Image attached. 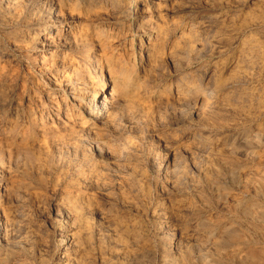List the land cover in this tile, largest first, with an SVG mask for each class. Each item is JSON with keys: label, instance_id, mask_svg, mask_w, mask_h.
Masks as SVG:
<instances>
[{"label": "rangeland", "instance_id": "374dc122", "mask_svg": "<svg viewBox=\"0 0 264 264\" xmlns=\"http://www.w3.org/2000/svg\"><path fill=\"white\" fill-rule=\"evenodd\" d=\"M130 1L132 4L135 2ZM241 1L228 0L224 5L205 2L197 5L203 11L209 7L208 12L215 14L219 11L229 12L237 20L239 14L251 12L250 8L255 4L254 0ZM107 2L108 0H62L61 8L57 9L58 14L54 17L64 27L67 23L74 25L77 22L78 25L72 32H63L62 29L64 35L61 39L53 40L52 35L46 36L44 32L48 28L54 3L50 0H20V4L16 5L12 0H0V129L14 123L27 129L30 127L31 116L57 126V121H53V117L49 118L47 111L55 115L57 107L66 110L68 105L69 110L73 105L78 106L70 101V87L85 86L82 92L84 96L93 82L95 84L98 81L102 69L94 57L98 48L97 40L93 37L101 25L103 30L101 29L100 37L106 43L105 53L102 52L101 57L106 65L105 80L108 82V89L113 87L109 83L108 66L120 64L121 73L132 76L126 90L138 107L137 109L135 106L132 115L125 114L120 118L118 132L110 136L123 157L121 170L115 167L114 162L100 159L89 144H82L79 149L71 145H60L58 149H50L48 159L44 161L43 158L42 161L11 162L8 151L13 149L12 145L10 140L7 142L0 134V164L9 162L7 165L3 164L5 170L0 172V188L6 185L10 190L0 197V264H130L133 258L137 259H133L131 264H254L245 254L249 249L247 247L252 246L251 249L259 257L264 255V219L251 217L252 214L248 215L244 208L253 205L252 207L255 206L258 210L261 208L264 212V140L257 138L254 133L256 126H264V65L251 67L252 63L245 60L248 63L245 64L249 74L247 77L238 74L236 69L228 68L237 55L241 54L245 40L248 39L246 37H249V32L234 28L241 27L253 16L248 15V19L244 17L242 22L234 20L230 26H197V44L192 45L190 53L178 50L175 54V46L180 40L177 37L189 38L191 33L186 15L175 10L165 17L167 39L160 44L158 51H149L150 56L154 57L150 61H153L147 62L149 58L146 55L142 64L139 43L141 37L135 33L127 34L126 28L118 29V32L116 29L112 30L114 24L120 21L119 16L124 13L121 11L118 15L112 14ZM23 5L26 6L22 7ZM91 18L92 22L97 23L86 24ZM130 20L131 23L135 22L134 14L130 15L127 22L130 23ZM84 22L85 25H80ZM231 25L235 26L232 28ZM195 35L191 39H196ZM125 37L128 38L127 46L118 47L119 40ZM260 37L264 38L262 35ZM131 41L134 49H130ZM173 53L177 55L175 59L172 58ZM134 54L138 59L136 66L131 63ZM188 63L190 65L186 66ZM75 67V71L71 73ZM220 79L227 83L238 81L239 85L223 89L216 82ZM192 80L202 94L212 93L200 112L199 104L190 101L188 104H180L175 95L177 82L191 83ZM57 81L60 82V88L54 90L52 86ZM65 88L70 100H61L65 96ZM88 95H91L90 92ZM158 100H162V103ZM43 106L45 109H41ZM142 106L145 109H141ZM127 137L132 139L131 142L126 140ZM10 165L13 170L8 167ZM14 165L17 167L14 168ZM96 165H104L105 178L101 182L95 181L91 175L94 172L93 166ZM9 184H14L11 186L14 189H10ZM73 204L78 205L82 213L80 217L67 210ZM63 224L67 227L65 231L61 229ZM66 234H73L78 239L77 242L72 237L69 240L72 244L69 252L71 255L64 254L63 247L57 245L59 236ZM236 236L240 241H233ZM131 239L134 240L129 241ZM236 251H241L238 258L233 254ZM130 254H133L131 260Z\"/></svg>", "mask_w": 264, "mask_h": 264}, {"label": "bare ground", "instance_id": "6f19581e", "mask_svg": "<svg viewBox=\"0 0 264 264\" xmlns=\"http://www.w3.org/2000/svg\"><path fill=\"white\" fill-rule=\"evenodd\" d=\"M5 0H2V2ZM14 4L19 5V1L20 0H12ZM49 1V0H48ZM51 3H54V7L52 8V12L49 15V19L48 20V28L46 29V31L44 32V34L47 36L52 35L53 40L54 39H61V37L64 35L63 32H72L74 28H76V26L78 25L77 22H74V25L67 23V26L64 27L63 23L59 21V19H57V14H58V10L59 8H61L62 5V0H50ZM238 1V0H237ZM243 2H246L247 0H242ZM241 1V2H242ZM23 2V1H22ZM25 2V1H24ZM216 3L219 5H224L228 2V0H135L134 4H132V2L130 0H108V8L110 10V12L112 14H117V13H124V14H119L120 16V21H117L112 30L116 29V32H118V29H124L126 28L128 31L127 34H136L138 36L141 37L140 40V57H141V62L142 64L144 63L143 57L146 58L148 57V61L149 62L151 59H153L150 56V52L153 50H157L160 46L161 43H164L165 40L168 37V30L166 27L167 22H165V17L167 15H169L171 12L175 11V10H180L183 14L186 15L187 19H188V23H190V28L189 31L192 33V35L194 36L195 34H197V32L195 31V28H197V26L199 27H206L209 24H217L218 26L222 25L225 26L229 24H232V22H234L235 17L232 16L233 14H229V12L227 13H221L219 11V13L215 14V13H211L208 12V8L206 11L200 10L198 9V3ZM255 2V4H254ZM253 4L254 7L250 8L252 9L251 12L248 13V11L246 12V14H239V16H237L236 18H238V21H241V19H243L244 17L247 18V16H253L250 18V20L242 25H240L241 27L238 28H234V30L237 31H241V32H249V37L247 40H245V43L243 46V49L240 51L241 54H238V57H234L235 59L232 61V64L228 67V68H232L237 70L238 74L244 75L245 77H247L248 74V70L247 67H245V64H251V67L253 65V67H256L257 65H264V38H261L260 36L262 35L264 37V9L262 7H264V0H254ZM13 3H11L13 5ZM104 3V2H103ZM240 3V2H239ZM10 4V3H9ZM23 4V3H22ZM74 4V3H73ZM83 4V3H82ZM100 4V3H99ZM105 4V3H104ZM232 4V3H231ZM48 5V4H47ZM212 5V4H211ZM210 5V6H211ZM218 5V6H219ZM241 5V4H240ZM248 5V4H247ZM252 5V4H251ZM5 6V5H4ZM11 6V5H10ZM26 5H23L22 7H24ZM227 6V5H226ZM2 7V6H1ZM21 7V9H22ZM49 7V6H48ZM232 7V6H231ZM105 8V7H104ZM7 9V8H6ZM17 9V8H15ZM19 10V9H18ZM61 10V9H60ZM21 11V10H19ZM47 11V10H46ZM250 11V10H249ZM57 12V13H56ZM98 12V10H97ZM100 12V11H99ZM16 13V12H15ZM62 13V12H61ZM84 13V12H83ZM109 13V12H108ZM177 13V12H176ZM134 14L135 15V22L130 23L127 22L129 20L130 15ZM54 15H56L54 17ZM114 15V16H115ZM118 15V14H117ZM17 16V15H16ZM15 16V17H16ZM33 16V15H32ZM38 16V15H36ZM91 16V15H90ZM87 17V16H86ZM182 18V17H181ZM17 19V18H16ZM248 19V18H247ZM15 20V19H14ZM89 20V19H88ZM174 20V19H173ZM236 20V21H237ZM26 21V20H25ZM24 21V22H25ZM35 21V20H34ZM175 21V20H174ZM178 21V18H177ZM244 22V20H243ZM90 23H97V22H92V18L90 19V21H88V23L86 22V24H90ZM57 24V25H56ZM234 24V23H233ZM237 23H235L236 25ZM80 25H85V22ZM235 25H231L232 28ZM221 26V27H222ZM237 26V25H236ZM61 29H58V28ZM63 27V28H62ZM209 27V26H208ZM230 28V27H229ZM62 29L63 32H62ZM101 26H98L97 30L95 31V35H93V37L97 40V44L96 47L98 55H96L95 53V60L96 63H98L97 65H99V67H101L100 69V74L98 75V81L93 82V84L91 85L90 89L86 90L87 93L84 94V96L82 95L83 89L84 87H82L81 85H76V86H72L70 87L71 90V95H72V100L69 99V95L67 94V90L65 88V90H63V93L65 94L64 97L61 98V100L66 99V100H70L72 103H77L78 106L73 105L72 108H70L68 110V105L66 107V110H62L60 109V107H57V112L56 114L52 115L50 112H48L47 110V115L49 116V118L53 117V121L56 120L57 121V126L52 124V123H44L42 120H39L38 118L32 117L31 115V122L30 125L28 123V125L30 127L23 128L22 126L17 125L16 123L7 126L6 128H2L0 129V134L1 136H3L4 139H6V141L8 142V140H10L11 143V147L13 149H9L8 152H10V156H11V162L12 160L16 161L17 163L23 161L24 163H26L27 161H33V160H41L43 159L46 160L48 159V155L50 152V149L52 150L53 148L58 149V147L60 145L62 146H67V145H71L75 148H80L82 144H89L90 147L92 148L93 153H95L100 159H107L110 160L111 163L114 162L115 167L118 170H121L123 166L122 163V155L119 151V149L117 148V146L115 145L114 141H112V139L110 138L112 133H116L118 132V121L120 120V118L122 116L126 115H132L136 106L135 100L131 99L128 95V92L126 90V88L128 87L127 84L130 83L129 80L132 79V76H130L129 73H121L122 70L120 69L122 66L120 64H109L108 66V74L110 76V80L109 83L113 84V87L108 89V82L105 80V72H106V65H104V60L101 57V53L105 51V40L103 39V37L101 36ZM203 29V28H202ZM88 30V29H87ZM200 30V29H199ZM221 30V29H220ZM198 31V29H197ZM80 32V31H79ZM105 32V31H104ZM185 32V31H184ZM215 32V30L213 31ZM223 32V31H222ZM221 32V33H222ZM226 32V31H225ZM191 33L189 34V38L183 37L182 39L180 38L181 36L177 37V39L179 40L177 45L175 46V51L174 53L177 54L178 50L184 51L187 53H190V49L192 48V45H194V43L197 44V38L195 35L196 39H191L193 38ZM262 33V34H261ZM87 34V33H86ZM174 34H176V32L174 31ZM204 34V33H203ZM261 34V35H260ZM17 35V34H16ZM184 35V34H183ZM186 35V34H185ZM260 35V36H259ZM90 36V35H89ZM146 36H148L146 38ZM188 36V34H187ZM205 36V35H204ZM212 37V36H211ZM238 37V36H237ZM10 38V37H9ZM83 38V37H82ZM99 38V39H98ZM36 39V38H35ZM67 39V38H66ZM128 38H124L122 40H119L118 42V47L121 46H127L128 44ZM218 39V38H217ZM230 39V38H229ZM84 40V39H83ZM91 40V39H90ZM93 40V39H92ZM201 40V39H199ZM207 40V39H206ZM117 41V40H116ZM218 41V40H217ZM33 42V41H32ZM56 42V41H55ZM226 42V41H225ZM224 42V43H225ZM234 42V41H233ZM82 43V42H81ZM130 43V49H134L133 42H129ZM231 43V42H230ZM22 45V44H21ZM25 45V44H24ZM202 45V44H201ZM32 47V45H31ZM117 47V46H116ZM163 47V46H162ZM196 47V46H194ZM120 48V50H121ZM152 49V50H151ZM195 49V48H194ZM240 49V48H239ZM83 50V49H82ZM217 50V49H216ZM228 50V49H227ZM124 51V50H123ZM150 51V52H149ZM158 51V50H157ZM172 51V50H171ZM196 51V50H195ZM149 52V53H148ZM105 53V52H104ZM119 53V52H118ZM169 53V52H168ZM172 54V58L175 59V57L177 55ZM185 53V54H186ZM198 53V52H197ZM120 54V53H119ZM182 54V52H181ZM195 54V53H194ZM103 55V54H102ZM135 55V54H134ZM147 55V57H146ZM203 55V54H202ZM235 55V54H234ZM201 56V55H200ZM39 57V56H38ZM46 57V56H45ZM71 57V56H70ZM197 57V56H196ZM219 57V56H218ZM65 58V57H64ZM102 58V59H101ZM123 58V57H122ZM178 58V57H177ZM182 58V57H181ZM133 59L132 65H135L138 61V59L136 58V55ZM160 59V58H159ZM163 59V58H162ZM161 59V60H162ZM45 60V59H44ZM51 60V59H50ZM59 60V59H58ZM172 60V59H171ZM248 63H245L246 61ZM257 60V62L255 61ZM56 61V60H55ZM63 61V60H62ZM73 61V60H72ZM153 61V60H152ZM150 61V62H152ZM176 61V60H173ZM10 62V61H9ZM81 63V62H80ZM130 63V64H131ZM176 63V62H175ZM184 63V62H183ZM187 63V62H186ZM205 63V62H204ZM51 64V63H50ZM158 64V63H157ZM5 65V64H4ZM108 65V64H107ZM185 65V64H184ZM190 65V63H188L186 66ZM222 65V64H221ZM3 66V65H2ZM136 66V65H135ZM216 66V65H215ZM9 67V66H8ZM105 67V68H104ZM202 67V66H201ZM250 67V66H249ZM133 68V67H132ZM184 68H186L184 66ZM227 68V67H226ZM224 68V69H226ZM76 69L73 68V70H71V73L74 72ZM105 69V71H104ZM134 69V68H133ZM222 69V68H221ZM220 69V70H221ZM40 70V69H39ZM219 70V71H220ZM229 70V69H227ZM191 71V70H190ZM250 71V70H249ZM256 71V70H255ZM258 71V69H257ZM45 72V71H44ZM215 72V71H214ZM235 72V70H234ZM189 73V72H188ZM236 73V74H237ZM24 74V73H23ZM55 74V73H54ZM229 74V73H228ZM72 75V74H71ZM218 75V74H217ZM227 75V74H225ZM232 75V74H231ZM254 75V74H253ZM52 76V75H51ZM147 76V75H146ZM151 76V75H150ZM234 76V75H233ZM232 76V77H233ZM78 77V76H77ZM81 77V76H80ZM261 77V76H260ZM185 78V77H184ZM191 78V77H190ZM225 78V77H224ZM223 78V79H224ZM238 78V77H237ZM241 78V77H240ZM243 78V77H242ZM26 79V78H25ZM86 79V78H85ZM188 79V78H187ZM198 79V78H197ZM201 79V78H200ZM210 79V78H209ZM227 79V78H226ZM249 79V77H248ZM148 80V79H147ZM202 80V79H201ZM208 80V79H207ZM251 80V79H250ZM253 80V79H252ZM55 81V80H54ZM197 81V80H196ZM210 81V80H209ZM229 81V80H228ZM236 81V80H235ZM11 82V81H10ZM53 82V81H52ZM75 82V81H74ZM217 84H219L220 87H222L224 89L225 88H231V87H235V85H239L238 81L237 82H229L227 83V81L224 80H217L216 81ZM248 82V81H247ZM24 83V82H23ZM27 83V82H26ZM60 82L57 81L55 83V85H53L52 87L54 88V90H56L57 88H60ZM71 83V82H70ZM78 83V82H77ZM159 83V82H158ZM206 83V82H205ZM212 83V82H211ZM213 84V83H212ZM261 84V83H260ZM2 86V85H1ZM9 86V85H8ZM7 86V87H8ZM13 86V85H12ZM110 86V85H109ZM158 86V85H157ZM198 86V85H197ZM197 86L196 83L192 82L188 83V82H177L176 83V97L177 99L184 104H188L190 102H194L199 104V112L201 111L202 107L206 105V102L209 101V95L212 94L210 92L209 95H205L202 94L201 92H199L197 90ZM245 86V85H244ZM259 86V85H258ZM249 87V86H248ZM43 88V87H42ZM51 88V89H53ZM143 88V87H142ZM158 88V87H157ZM86 89V88H85ZM146 89V88H145ZM206 89V88H205ZM243 89V88H242ZM241 89V90H242ZM13 90V89H12ZM165 90V88L163 89ZM233 90V89H232ZM236 90V89H235ZM258 90V87H257ZM138 91V90H137ZM259 91V90H258ZM88 92H90L91 95H88ZM130 92V91H129ZM135 92V91H134ZM241 92V91H240ZM257 92V91H256ZM139 93V92H138ZM170 93V92H169ZM258 93V92H257ZM260 93V92H259ZM23 94V93H21ZM49 94V93H48ZM236 94V93H235ZM134 95V94H133ZM140 95V94H139ZM143 95V94H142ZM172 95V94H171ZM249 95V94H248ZM257 95V94H256ZM50 96V95H49ZM52 96V95H51ZM149 96V95H148ZM223 96V95H222ZM237 96V95H235ZM234 96V97H235ZM244 96V95H243ZM262 96V95H261ZM83 97V98H82ZM230 97V96H229ZM255 97V96H254ZM161 98V97H160ZM168 98V97H167ZM228 98V97H227ZM237 98V97H236ZM245 98V97H244ZM243 98V101H244ZM248 98V97H247ZM256 98V97H255ZM223 99V98H222ZM221 99V100H222ZM5 100V99H4ZM28 100V99H27ZM30 100V98H29ZM166 100V99H165ZM230 100V99H229ZM239 100V99H238ZM35 101V100H34ZM58 101V100H57ZM169 101V100H168ZM172 101V100H171ZM190 101V102H189ZM235 101V100H234ZM22 101H20L21 103ZM139 102V100L137 101ZM141 102V101H140ZM150 102V101H149ZM158 102L161 104L162 100H158ZM256 102V101H255ZM164 103V101H163ZM225 103V102H224ZM243 103V102H242ZM241 103V104H242ZM247 103V102H246ZM28 104V103H27ZM173 104V103H172ZM211 104V103H210ZM19 105V104H18ZM17 105V106H18ZM137 105H142L137 103ZM146 105V104H145ZM149 105V104H148ZM174 105V104H173ZM223 105V104H221ZM225 105V104H224ZM191 106V105H190ZM231 106V105H230ZM235 107V104L233 105ZM137 107V106H136ZM143 107V106H142ZM141 109H145L144 107ZM149 107V106H148ZM189 107V105H188ZM225 107V106H224ZM233 107V108H234ZM242 107V106H241ZM262 107V106H261ZM62 108V107H61ZM150 108V107H149ZM184 108V107H183ZM238 108V107H237ZM254 108V107H253ZM41 109H45V106H43ZM138 109V107H137ZM228 109V108H227ZM236 109V107H235ZM154 110V109H153ZM187 110V109H186ZM244 110V109H243ZM261 110V108H260ZM138 111V110H137ZM141 110L139 109V112ZM144 111V110H143ZM184 111V110H183ZM236 111V110H235ZM254 111V110H253ZM43 112V111H42ZM145 112V111H144ZM251 112V111H250ZM249 112V113H250ZM264 112V111H263ZM179 113V112H178ZM211 113V112H210ZM231 113V112H230ZM262 113V112H261ZM136 114V113H135ZM156 114V113H155ZM181 114H183L181 112ZM217 114V113H216ZM242 114V113H241ZM252 114V113H251ZM16 115V114H15ZM250 115V114H249ZM158 116V115H156ZM199 116V115H198ZM227 116V115H226ZM197 117V116H196ZM243 117V116H242ZM255 117V116H254ZM3 118V117H2ZM19 118V117H17ZM42 119V118H40ZM159 119V118H158ZM222 119V118H221ZM18 120V119H17ZM30 120V119H29ZM51 120V119H50ZM141 120V119H140ZM177 120V119H176ZM197 120V119H196ZM243 120V119H242ZM252 120V119H251ZM250 120V121H251ZM144 121V120H143ZM153 121V119H152ZM224 121V120H222ZM234 121V120H233ZM238 121V120H237ZM19 122V120H18ZM140 122V121H139ZM147 122V121H146ZM151 122V121H150ZM156 122V121H155ZM214 122V121H213ZM229 122V121H228ZM263 123V122H262ZM160 124V123H159ZM230 124V123H229ZM261 125V123H259ZM6 125V124H5ZM149 125V123H148ZM154 125V124H153ZM157 125V124H156ZM213 125V124H212ZM217 125V124H216ZM234 125V124H233ZM1 126V125H0ZM4 126V125H3ZM124 126V125H123ZM131 126V125H130ZM225 126V123L224 125ZM231 126V125H230ZM121 127V126H120ZM133 130V129H132ZM221 130V129H220ZM129 133V132H127ZM132 133V132H131ZM130 133V134H131ZM255 136H258L257 138L260 139V137L264 140V126H256L255 129ZM125 134V133H124ZM206 134V133H205ZM251 136V135H250ZM253 136V134H252ZM168 137V136H167ZM254 137V136H253ZM2 138V137H1ZM9 138V139H8ZM140 138V137H139ZM217 138V137H216ZM252 138V137H251ZM131 139V138H130ZM128 137H127V141L131 142ZM142 139V138H141ZM202 139V138H201ZM200 139V140H201ZM235 139V138H234ZM254 139V138H253ZM169 140V139H168ZM258 140V139H257ZM141 141V140H140ZM194 141V140H193ZM254 141V140H253ZM138 142V141H137ZM263 142V141H262ZM261 142V143H262ZM199 143V142H198ZM232 143V142H231ZM251 143V142H250ZM260 143V142H259ZM135 144V143H134ZM7 145L9 146V144L7 143ZM132 145V144H131ZM138 145V144H136ZM88 146V145H87ZM190 146V145H189ZM222 146V145H221ZM228 146V144H227ZM133 147H135V145H133ZM199 147V146H198ZM1 148V147H0ZM8 148V147H7ZM65 148V147H64ZM129 148V146H128ZM137 148V147H135ZM186 148V147H184ZM196 148V147H193ZM198 149V148H196ZM255 149V148H254ZM7 150V149H6ZM204 150V149H203ZM206 150V149H205ZM69 151V150H68ZM89 151V150H88ZM124 152V151H123ZM137 152V151H136ZM205 152V151H204ZM1 153V151H0ZM7 153V152H6ZM61 153V152H60ZM59 153V154H60ZM81 153V152H80ZM86 153V152H85ZM126 153V152H125ZM124 153V155H125ZM135 153V152H134ZM179 153V152H178ZM215 153V152H214ZM4 154V153H3ZM76 154V153H75ZM83 154V153H82ZM1 155V154H0ZM6 155V154H5ZM9 155V153H8ZM236 155V154H235ZM74 156V155H73ZM90 156V155H89ZM138 156V155H137ZM141 156V155H140ZM181 156V155H180ZM139 157V156H138ZM177 157V156H175ZM249 157V156H248ZM8 158V156H7ZM10 158V157H9ZM238 158V157H237ZM262 158V157H261ZM260 158V159H261ZM83 159V158H82ZM141 159V158H140ZM152 159V158H151ZM155 159V158H154ZM173 159V158H172ZM235 159V158H234ZM243 159V158H242ZM8 160V159H7ZM157 160V159H156ZM224 160V159H223ZM248 160V159H247ZM10 161V159H9ZM26 161V162H25ZM192 161V160H191ZM260 161V160H259ZM81 162V161H80ZM147 162V161H146ZM184 162V160H183ZM236 162V161H235ZM257 162V161H256ZM262 162V161H261ZM3 163V162H2ZM6 163V162H5ZM3 163V164H5ZM9 163V162H8ZM7 163V164H8ZM15 163V162H14ZM35 164V162H33ZM39 163V162H37ZM36 163V164H37ZM82 163V162H81ZM100 163V162H99ZM3 164H0V172H3V170H5V166ZM5 164V165H7ZM40 164V163H39ZM84 164V163H83ZM90 164V163H89ZM102 164V163H101ZM148 164V163H147ZM153 164V163H152ZM178 164V163H177ZM176 164V165H177ZM224 164V163H223ZM17 165V164H16ZM28 165V164H26ZM43 165V164H42ZM174 165V164H173ZM38 166V165H37ZM36 166V167H37ZM57 166V164H56ZM104 166V165H103ZM102 165H96L93 166L94 172L93 174L91 173V175L93 176L92 178L95 179V181L97 182H101L103 181V179L105 178L103 176V172H104V167ZM130 166V165H129ZM150 166V165H148ZM175 166V165H174ZM228 166V165H227ZM10 169L13 167L8 166ZM17 167L14 165V168ZM40 167V165H39ZM38 167V168H39ZM134 167V166H133ZM168 167V166H167ZM209 167V166H208ZM230 167V166H229ZM43 168V166H42ZM75 168V166H74ZM106 168H108L106 166ZM130 168V167H129ZM140 168V167H139ZM171 168V167H170ZM205 168L206 165H205ZM260 168V167H259ZM7 169V168H6ZM9 169V171H10ZM69 169V168H68ZM109 169V168H108ZM125 169V168H124ZM197 169V168H196ZM208 169V168H207ZM221 169V168H220ZM234 169V168H231ZM257 169V168H256ZM41 170V169H40ZM56 170V169H55ZM127 170V169H126ZM131 170V169H130ZM141 170V169H140ZM152 170V169H151ZM263 170V169H262ZM15 171V170H14ZM44 171V170H43ZM42 171V172H43ZM87 171V170H86ZM115 171V170H114ZM123 171V170H122ZM187 171V170H186ZM205 171V170H204ZM257 171V170H256ZM119 173V172H118ZM125 173V172H124ZM167 173V172H166ZM193 173V172H192ZM211 173V172H210ZM215 173V172H214ZM106 174V173H105ZM104 174V175H105ZM169 174V173H168ZM171 174V173H170ZM190 174V173H189ZM200 174V173H198ZM250 174V173H249ZM253 174V173H252ZM258 174V173H257ZM90 175V174H89ZM115 175V174H114ZM147 175V174H146ZM205 175V172H204ZM203 175V176H204ZM224 175V174H222ZM238 175V174H237ZM241 175V174H239ZM69 176V175H68ZM84 176V175H83ZM148 176V175H147ZM194 176V174H193ZM197 176V175H196ZM195 176V177H196ZM231 176V175H230ZM14 177V176H13ZM29 177V176H28ZM59 177V176H58ZM151 176L149 175V178ZM213 177V176H212ZM243 177V176H242ZM263 177V176H262ZM55 178V177H54ZM80 178V177H79ZM108 178V177H107ZM124 178V177H123ZM185 178V177H184ZM233 178V177H232ZM248 178V177H247ZM253 178V177H252ZM78 179V178H77ZM83 179V178H82ZM86 179V178H85ZM126 179V178H125ZM164 179V178H163ZM167 179V178H166ZM22 180V179H21ZM58 180V179H56ZM143 180V179H142ZM185 180V179H184ZM210 180V179H209ZM257 180V179H255ZM259 180V179H258ZM264 180V179H262ZM14 181V180H13ZM42 181V180H41ZM54 181V179H53ZM59 181V180H58ZM89 181V180H88ZM147 181V180H146ZM253 181V180H252ZM260 181V180H259ZM12 182V181H11ZM56 182V181H55ZM86 182V181H85ZM90 182V181H89ZM96 182V183H97ZM108 182V181H107ZM166 182V181H165ZM198 182V181H197ZM240 182V181H239ZM248 182V180L246 181ZM251 182V181H250ZM249 182V183H250ZM254 182V181H253ZM264 182V181H263ZM13 183V182H12ZM52 183V182H51ZM106 183V182H105ZM104 183V184H105ZM111 183V182H110ZM135 183V182H134ZM168 183V182H167ZM172 183V182H171ZM175 183V182H174ZM182 183V182H181ZM6 184V183H5ZM23 184V183H22ZM27 184V183H26ZM58 184V183H57ZM67 184V183H66ZM103 184V185H104ZM141 184V183H140ZM192 184V183H191ZM260 184V182H259ZM59 185V184H58ZM63 185V184H62ZM90 185V184H89ZM97 185V184H96ZM101 185V184H100ZM110 185V184H109ZM108 185V186H109ZM130 185V184H128ZM186 185V184H185ZM183 185V186H185ZM194 185V184H193ZM262 185V183L260 184ZM264 185V183H263ZM262 185V186H263ZM10 186V184H9ZM8 186V187H9ZM12 186V185H11ZM10 186V187H11ZM14 186V184H13ZM12 186V187H13ZM24 186V185H23ZM68 186V184H67ZM82 186V185H81ZM146 186V185H145ZM164 186V185H163ZM173 186V185H171ZM181 186V185H180ZM9 187V188H10ZM10 188V189H14V188ZM91 187V186H90ZM102 187V186H101ZM121 187V185H120ZM154 187V186H153ZM168 187V186H167ZM188 187V186H187ZM249 187V186H248ZM18 188V187H17ZM95 188V186H94ZM112 188V187H111ZM131 188V187H130ZM144 188V187H143ZM142 188V189H143ZM180 188V187H179ZM254 188V187H253ZM263 188V187H262ZM102 189V188H100ZM151 189V188H149ZM183 189V188H182ZM185 189V188H184ZM183 189V190H184ZM222 189V188H221ZM8 188L6 185H2V187L0 188V197L3 195H6L5 193L8 192ZM56 190V189H55ZM58 190V189H57ZM63 190V189H62ZM105 190V189H104ZM165 190V189H164ZM170 190V189H169ZM178 190V189H177ZM244 190V189H243ZM29 191V190H28ZM68 191V190H67ZM120 191V190H119ZM179 191V190H178ZM188 191V190H187ZM222 191V190H221ZM256 191V190H255ZM10 192V190H9ZM19 192V191H18ZM195 192V191H194ZM12 193V192H11ZM38 193V192H37ZM65 193V192H64ZM18 194V193H17ZM36 194V193H35ZM74 194V193H73ZM102 194V193H101ZM220 194V193H219ZM39 195V193H38ZM107 195V194H106ZM110 195V194H109ZM11 196V195H9ZM36 196V195H35ZM65 196V195H63ZM114 196V195H113ZM116 196V195H115ZM8 197V196H7ZM21 197V196H20ZM88 197V196H87ZM93 197V196H92ZM148 197V196H147ZM172 197V196H171ZM239 197V196H238ZM3 198V197H2ZM39 198V197H38ZM67 198V197H66ZM69 198V197H68ZM71 198V197H70ZM101 198V197H100ZM110 198V197H109ZM143 198V196H142ZM149 198V197H148ZM187 198V197H186ZM185 198V199H186ZM264 198V197H263ZM9 199V198H8ZM84 199V198H83ZM89 199V198H88ZM91 199V198H90ZM113 199V198H112ZM127 199V198H125ZM131 199V198H130ZM145 199V198H144ZM179 199V198H177ZM228 199V198H227ZM248 199V198H247ZM3 200V199H2ZM25 200V199H24ZM105 200V199H104ZM115 200V199H114ZM173 200V199H172ZM236 200V199H235ZM10 201V200H9ZM145 201V200H144ZM70 202V201H69ZM87 202V201H86ZM85 202V203H86ZM101 202V201H100ZM132 202V201H130ZM195 202V201H194ZM193 202V203H194ZM197 202V201H196ZM215 202V201H214ZM225 202V201H224ZM237 202V201H236ZM239 202V201H238ZM241 202V201H240ZM9 203V202H7ZM94 203V202H93ZM150 203V202H149ZM164 203V202H163ZM190 203V202H189ZM188 203V204H189ZM192 203V201H191ZM190 203V204H191ZM41 204V203H40ZM84 204V203H83ZM87 204V203H86ZM99 204V203H98ZM128 204V203H127ZM130 204V203H129ZM171 204V203H170ZM189 204V205H190ZM227 204V203H225ZM246 204V203H245ZM250 204V203H249ZM256 204V201H255ZM254 204V205H255ZM117 205V204H116ZM163 205V204H162ZM188 205V207H189ZM229 205V204H228ZM67 206V205H66ZM115 206V204H114ZM124 206V205H123ZM122 206V207H123ZM134 206V205H133ZM166 206V205H165ZM220 206V205H219ZM253 205H248L246 208H244V210L249 214H252L251 217H261V219H264V212H262L263 210L260 208V210H258V208H254L252 207ZM126 207V206H125ZM61 208V207H60ZM64 208V207H63ZM68 208V207H66ZM111 208V207H110ZM131 208V207H130ZM226 208V207H225ZM231 208H233L231 206ZM112 209V208H111ZM182 209V208H181ZM180 209V210H181ZM242 209V208H241ZM72 215L76 216V217H80L81 216V212L79 210L78 205H71L68 209H67ZM136 210V209H135ZM178 211V209H176ZM95 211V210H94ZM67 212V211H66ZM111 212V211H110ZM155 212V211H154ZM163 212V211H162ZM184 212V210H183ZM86 214V213H85ZM104 214V213H103ZM113 214V213H112ZM224 214V213H223ZM243 214V213H242ZM99 215V214H98ZM105 215V214H104ZM247 215V216H248ZM119 216V215H118ZM131 216V215H130ZM167 216V215H166ZM240 216V215H239ZM6 217V216H5ZM9 217V216H8ZM103 217V216H102ZM150 217V216H149ZM163 217V216H162ZM180 217V216H179ZM182 217V216H181ZM120 218V217H118ZM117 218V219H118ZM215 218V217H214ZM108 219V218H107ZM119 220V219H118ZM226 220V219H225ZM76 221V220H75ZM121 221V220H120ZM130 221V220H129ZM139 221V220H138ZM227 221V220H226ZM74 222V221H73ZM99 222V221H98ZM162 222V221H161ZM254 222V221H253ZM109 223V222H108ZM107 223V224H108ZM110 223L112 224L111 220ZM139 223V222H138ZM9 224V223H8ZM68 224V223H67ZM74 224V223H73ZM84 224V223H83ZM140 224V223H139ZM138 226H141L139 225ZM66 225V224H65ZM124 225V223H123ZM189 225V224H188ZM238 225V224H237ZM236 225V226H237ZM256 225V224H255ZM261 225V224H260ZM5 226V225H4ZM89 226V225H87ZM103 226V225H102ZM133 226V225H132ZM135 226V225H134ZM163 226V225H162ZM166 226V225H165ZM262 226V225H261ZM104 227V226H103ZM131 227V225L129 226ZM235 227V226H234ZM259 227V226H258ZM67 227L64 226V224L62 225V230H67ZM90 228V227H89ZM100 228V227H99ZM165 228V227H164ZM174 228V226H173ZM263 228V227H262ZM69 229V228H68ZM86 229V228H85ZM124 229V227H123ZM201 229V228H200ZM257 229V228H256ZM92 230V229H91ZM105 230V229H104ZM119 230V229H117ZM121 230V229H120ZM119 230V231H120ZM142 230V229H141ZM147 230V229H146ZM173 230V229H172ZM178 230V229H177ZM227 230V229H226ZM225 230V232H226ZM1 231V230H0ZM80 231V230H79ZM86 231V230H85ZM234 231V230H233ZM89 232V231H88ZM93 232V231H92ZM129 232V231H128ZM194 232V231H193ZM224 232V231H223ZM230 232V231H229ZM246 232V231H245ZM262 232V231H261ZM68 233V231H67ZM90 233V232H89ZM130 233V232H129ZM183 233V232H182ZM238 233V232H237ZM100 234V233H99ZM119 234V233H118ZM131 234V233H130ZM129 234V235H130ZM101 235V234H100ZM115 235V234H114ZM124 235V234H123ZM127 235V234H126ZM138 235V234H137ZM226 235V234H225ZM78 236V235H77ZM93 236V235H92ZM119 236V235H118ZM248 236V235H247ZM4 237V236H3ZM72 238L76 239L75 236L73 234H66L65 236L60 235L59 236V240L57 241V245L59 247H63V251L65 252L64 254H68L72 248V244L69 243V240ZM103 237V236H102ZM196 237V236H195ZM220 237V236H219ZM226 237V236H225ZM234 237V236H233ZM232 237V238H233ZM239 237L241 238L242 236L239 235ZM238 236H236L234 238L233 241L238 242L240 241ZM80 238V237H78ZM86 238V236H85ZM109 238V237H108ZM133 238V236H132ZM136 238V237H135ZM204 238V237H203ZM93 240V238H91ZM102 239V238H101ZM105 239V238H104ZM202 239V238H201ZM247 239V238H245ZM253 239V238H252ZM262 239V238H261ZM80 240V239H79ZM90 240V239H89ZM99 240V239H98ZM103 240V239H102ZM110 240V239H109ZM122 240V239H120ZM128 240V239H127ZM134 239H131L129 241H132ZM136 240V239H135ZM141 240V239H140ZM23 241V240H22ZM27 241V240H26ZM78 241V239H76V242ZM91 241V240H90ZM112 241V240H111ZM144 241V240H143ZM182 241V240H181ZM186 241V240H185ZM214 241V240H213ZM223 241V240H222ZM84 242V241H83ZM115 242V241H114ZM117 242V241H116ZM122 242V241H121ZM136 242V241H135ZM184 242V241H183ZM188 242V241H187ZM246 242V241H245ZM22 243V242H21ZM85 243V242H84ZM106 243V242H105ZM104 243V244H105ZM123 243V242H122ZM211 242H209L210 244ZM228 243V242H227ZM7 244V243H6ZM13 244V243H12ZM15 244V243H14ZM138 244V243H137ZM184 244V243H183ZM17 245V244H16ZM25 245V244H24ZM90 245V244H89ZM96 245V244H95ZM101 245V242H100ZM99 245V247H100ZM108 245V243H107ZM116 245V243H115ZM141 244H139L140 246ZM185 245V244H184ZM88 246V245H87ZM103 246V245H102ZM126 246V245H125ZM195 246V245H194ZM19 247V246H18ZM105 247V246H104ZM119 247V246H118ZM128 247V246H127ZM222 247V246H221ZM241 247V246H239ZM252 247V246H251ZM251 247H247L249 248L247 251V254H245V256L247 255V257L249 259H251L253 261L254 264H264V258H262L264 255H260L262 257H259V254L257 255L256 252L251 249ZM117 248V247H116ZM115 248V249H116ZM204 248V247H203ZM224 248V247H223ZM228 248V247H227ZM246 248V249H247ZM263 248V247H262ZM75 249V248H74ZM77 249V248H76ZM100 249V248H99ZM105 249V248H104ZM218 249V248H217ZM8 250V249H7ZM83 250V249H82ZM103 250V249H101ZM140 250V249H139ZM178 250V249H177ZM180 250V249H179ZM220 250V248L218 249ZM76 251V250H75ZM100 251V250H99ZM133 251V250H132ZM136 251V250H135ZM134 251V252H135ZM138 251V250H137ZM223 251V250H221ZM242 251V250H241ZM241 251H236L234 252V257L238 258L241 255ZM128 252V251H127ZM131 252V251H130ZM180 252V251H179ZM196 252V251H195ZM199 252V251H198ZM197 252V253H198ZM224 252V251H223ZM222 252V253H223ZM233 252V251H232ZM77 253V252H76ZM82 253V252H81ZM80 253V254H81ZM120 253V252H119ZM229 253V252H228ZM226 253V254H228ZM231 253V252H230ZM66 254V255H67ZM102 254V253H101ZM111 254V253H110ZM127 254V253H126ZM264 254V253H263ZM69 255H71L69 253ZM106 255V254H104ZM125 255V254H123ZM200 255V254H199ZM202 255V254H201ZM243 255V254H242ZM88 256V255H87ZM100 256V255H99ZM119 256V255H117ZM127 256V255H126ZM133 254H130V260L132 258ZM135 256V255H134ZM227 256V255H226ZM142 257V256H141ZM82 258V257H81ZM124 258V256H123ZM174 258V257H173ZM247 258V259H248ZM72 259V258H71ZM89 259V258H88ZM113 259V258H112ZM125 259V258H124ZM135 259V258H133ZM133 259L131 262H133ZM137 259V258H136ZM135 259V260H136ZM182 259V258H181ZM208 259V258H207ZM246 259V258H245ZM246 259V260H247ZM248 259V260H249ZM80 260V259H79ZM96 260V258H95ZM76 261V260H75ZM94 261V260H93ZM106 261V260H105ZM112 261V260H111ZM129 262V261H128ZM130 262V264H131ZM249 262V261H247ZM74 263V262H73ZM86 263V261H85ZM252 264V263H251Z\"/></svg>", "mask_w": 264, "mask_h": 264}]
</instances>
